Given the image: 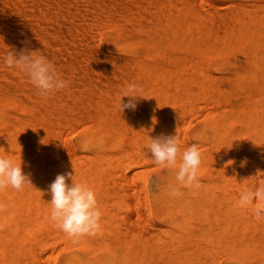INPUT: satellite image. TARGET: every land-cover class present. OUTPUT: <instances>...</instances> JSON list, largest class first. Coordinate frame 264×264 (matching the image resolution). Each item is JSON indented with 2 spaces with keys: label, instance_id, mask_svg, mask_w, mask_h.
Masks as SVG:
<instances>
[{
  "label": "bare ground",
  "instance_id": "bare-ground-1",
  "mask_svg": "<svg viewBox=\"0 0 264 264\" xmlns=\"http://www.w3.org/2000/svg\"><path fill=\"white\" fill-rule=\"evenodd\" d=\"M195 1L0 0V154L22 162L31 181L20 191H0V264H35L37 249L47 243L44 236L57 234L66 242L76 238L81 250L66 252L60 264H217L219 251L225 264H264V218L237 207L239 193L256 183L249 167L264 166V0H201L208 7ZM100 27L115 35L112 53L91 43ZM22 49L45 56L68 87L46 98L25 72L5 67L7 52ZM218 55L232 75L209 71L206 63ZM223 65L218 62L216 68ZM129 83L142 86L149 98L139 99L135 111L121 112V89ZM214 97L222 99L223 112L194 134L210 144L201 146L204 179L199 173V187H181L183 194L175 197L168 189L169 182L179 186L175 171H162L156 193L139 212L153 231L131 232L136 222L120 210L129 208L123 199L129 187L113 186V179H125L133 149L151 158L146 148L151 138L175 134L170 119L186 113L187 102L204 104ZM128 100L123 97L122 103ZM194 106L188 110L198 112ZM178 107L185 109L178 114L173 111ZM84 121L88 130L77 145L62 141V127ZM182 137L181 150L188 146ZM123 141L132 149L122 147ZM68 150L82 153L62 156ZM114 160L118 164L110 171L124 168L122 175L114 172L116 177L105 170ZM212 162L223 167L220 173ZM68 172L96 194L102 216L95 234L70 237L50 221L49 185ZM113 194H119L117 201L110 202ZM191 218L198 221L195 228ZM122 223L129 225L122 228Z\"/></svg>",
  "mask_w": 264,
  "mask_h": 264
},
{
  "label": "clouds",
  "instance_id": "clouds-1",
  "mask_svg": "<svg viewBox=\"0 0 264 264\" xmlns=\"http://www.w3.org/2000/svg\"><path fill=\"white\" fill-rule=\"evenodd\" d=\"M4 66L15 67L25 72L31 83L46 98L68 87V82L60 77L54 65L45 56L39 55L38 51L28 49L19 52L8 51L4 56ZM123 97H129L127 103H122ZM147 98L149 97L142 86L129 83L121 89V101L117 107L121 112L125 109L135 111L138 100ZM153 120L155 122V118ZM146 148L154 164L175 171V180L179 186L169 182L168 189L172 196H181L183 194L181 187L189 189L199 187L201 150L196 144L181 150L178 126L174 135L151 138ZM69 178L71 184L67 183ZM29 183L31 181L22 170V162L15 163L9 157L0 154V191L8 187L20 191ZM48 192L51 194L49 218L57 228L70 237L95 234L99 230L102 213L94 190L86 182L77 181L72 172L66 175L58 174L49 185ZM237 207L250 210L257 220L264 218V182L241 191Z\"/></svg>",
  "mask_w": 264,
  "mask_h": 264
},
{
  "label": "rangeland",
  "instance_id": "rangeland-1",
  "mask_svg": "<svg viewBox=\"0 0 264 264\" xmlns=\"http://www.w3.org/2000/svg\"><path fill=\"white\" fill-rule=\"evenodd\" d=\"M195 2H197L196 3V5H198L199 7H202V6H204V7H208V4L206 3V2H204V1H201V0H196ZM181 7V6H180ZM102 29V30H101ZM96 30H98V28L96 29ZM101 34H100V33ZM95 34H97V35H95L96 37H97V40L95 39V36H94V38H93V41L91 42V43H94L93 45H95V46H98L103 52H105V53H112V48H113V46L114 45H112V44H110V42H111V39L112 38H114V34H113V32L109 29V28H104V27H100L99 28V30L97 31V33H95ZM104 38V39H103ZM110 40V41H109ZM104 41H107V42H104ZM97 42V43H96ZM90 43V44H91ZM89 44V45H90ZM110 48V49H109ZM222 57V58H221ZM223 61V66L221 67L223 70H221V69H217L216 67V64L218 63V62H222ZM220 64V63H219ZM207 65H209L208 66V68H210L211 70H209V71H211V73L212 74H214V75H216V76H221V75H232V73L230 72V71H227L228 69H226L225 68V66H226V63H225V57H223L222 55H218V56H215V58H212L211 60H210V62H208V63H206V66ZM215 68L217 69V70H215ZM225 68V69H224ZM219 70H221V71H219ZM224 73V74H223ZM221 74V75H220ZM216 98H218V99H216ZM212 99H214L213 101H211L210 99H206L205 101H203V103L204 104H202L201 102L200 103H198V102H196V103H194V105H192L191 103H186V107L185 108H189V106H194V108H195V110L197 109L198 110V112L197 111H192L193 109L192 108H190V110H188V108L186 109L187 111H186V113H184L183 115H178L179 113H181L180 111H182V110H184V109H182L181 110V107H178L177 109H174L173 111H175V112H178V116L181 118V119H177V118H179V117H177V116H175V117H171V121H173L175 124H174V131L176 132V125H178V128H180L181 129V131H182V133L181 134H183V135H179L180 136V140L182 141L183 139V137L182 136H184V138H186L187 139V144H188V146H190V145H192V144H200V146H198V147H200L199 149L200 150H202L203 148H201V146H206V145H204V144H209V142L208 141H203V140H201V139H198V138H196V137H194V134H195V132L197 131V129L198 128H196V127H199L200 125H202L203 124V122L204 123H206L207 121H209L208 119H215L216 117H218V115L220 114V113H222L223 111L222 110H224V109H221V107H224V104H223V102H222V99H220L219 97H214V98H212ZM197 101V100H196ZM198 101H200V100H198ZM208 101H210L209 103H210V105H209V103H206V102H208ZM215 101H220V102H216L215 103ZM244 101H245V99L244 98H241V99H239V102H242V103H244ZM193 102V101H192ZM212 102H213V104H212ZM222 102V103H221ZM218 103V104H217ZM202 104V105H201ZM220 104H223L221 107H220ZM204 105V106H203ZM217 105V106H216ZM199 106V107H198ZM213 107H216V108H214L213 109ZM199 108V109H198ZM207 108V109H206ZM216 109H219V110H216ZM207 110H209V112L207 113L206 111ZM210 110H213L212 112L210 111ZM189 111H192V112H189ZM219 112V113H217V112ZM206 112V113H205ZM190 113H193V115H196L197 116V114L198 115H204V116H200V117H196L195 118V120L194 119H192L191 120V116H193V115H190ZM205 113V114H204ZM212 113V114H211ZM208 114V115H207ZM206 115H207V117H206ZM193 118V117H192ZM180 120V121H179ZM191 120V121H190ZM184 123V124H182V123ZM85 123V124H84ZM87 122H78V123H76V124H74L72 127L71 126H66V128H64V127H62V133H61V139H62V141L63 142H69L68 144L69 145H71V144H74V145H77V143H78V141H79V139H81V137L83 136V135H85V133L87 132V130H88V127H87V124H86ZM82 124H84V126L85 127H81L80 128V126ZM182 124V125H181ZM240 122H234L233 123V127L234 128H239L240 127ZM74 127V129H72ZM77 127H79V128H77ZM183 127V128H182ZM67 128H69L68 130H67ZM77 128V129H76ZM67 130V131H64V130ZM170 129H173V126H172V124H171V126H170ZM180 129H178V132H181L180 131ZM70 130H75V131H73V132H71ZM63 131L64 132H68V131H70V133H64L63 134ZM170 132H171V130H170ZM175 132H172V133H175ZM68 135V136H67ZM78 138V139H77ZM196 139H198V140H196ZM181 143H183V142H181ZM182 145H185V144H182ZM186 146V145H185ZM187 146V147H188ZM122 147H124L125 149H128V150H131L132 149V147H130V145H128L127 143H126V141H123L122 142ZM209 148H210V144H209V146H208ZM204 149H206V147L204 148ZM135 151H137V150H135V149H133V151H132V157L131 158H133V160H134V157L135 158H137V157H139V156H141L140 157V159L139 160H137L136 162H134L131 158H130V164L129 165H131L130 167L127 165V167H125V168H127V169H125L124 170V168H119V165H118V167H114V166H111V169H114V170H112V171H110L109 169L110 168H108V167H110V165H112V163L114 164V165H117L118 163L116 162V160H114V161H112V162H110L109 163V165L107 166V167H105V170L107 171V174H109V175H111V174H113L112 176L114 177H116V175H114V172L115 173H118L119 171H121L122 169L125 171V174H126V176L124 175V177H125V179H122V177L121 178H119V177H116V178H114L113 180H114V182H115V180L117 181V183L116 184H112V178H110V181H112L111 182V184L113 185V186H115V185H120V183H125V184H127L126 186H128L129 188H126V187H124L125 185H123V187H124V191H125V189H128L129 191H128V193H129V195H125V194H123V193H121V196H123V195H125L124 196V200L125 201H128L127 203H128V205H129V208H127L128 206H125L126 207V209H125V207H123V208H121L120 207V210H122V212H125V211H127V213H129L130 212V215H132V216H129L128 215V218L129 217H131V219H132V221H135L136 222V225H134V224H132L131 226H129L130 227V231L132 232H134V231H137V230H133V228L134 229H138V230H142V228H143V230L142 231H140V232H142L144 235H146L145 234V232L144 231H146V230H149V232H152L153 231V229H152V227L151 226H149L147 223H145V221H144V216L146 215V214H143V216L139 213V212H142V209L144 210L145 208H146V204H148L149 202H150V199L152 198V195H154L155 193H156V191H157V189H158V178H159V174L162 172V171H164L165 169H167V167L166 166H162V165H156V164H154L153 163V161H152V159L151 158H148L147 156H144L143 154H141V155H136V154H140V152H136L135 153ZM64 153H63V155L62 156H66L67 158L68 157H73V155H75L76 153H78V154H80V153H82L80 150L79 151H63ZM75 152V153H74ZM116 151H113L112 153H113V155H115V157H117L116 155H118L117 153H115ZM115 153V154H114ZM85 154H88L87 152H85ZM145 157H147V158H145ZM143 158V159H142ZM129 160V159H128ZM128 160L126 161V162H128ZM253 161H254V159H252ZM246 161V160H245ZM129 163V162H128ZM128 163H126V164H128ZM211 167H214L215 168V171H218V173H220L219 172V169H220V171H222L221 169H223V167L222 166H220V165H214V162H212L211 164ZM259 167V168H258ZM264 166H259L258 164H252V166L251 167H249V172H250V174H252L253 176V178H256V179H254L253 181H255L256 183L254 184V185H257L258 183H260V182H263L262 180L264 179V172H260V171H263V168ZM252 169V171H253V173H252V171H251V169ZM119 171H118V170ZM259 169V170H258ZM118 172H117V171ZM240 170H241V168H240ZM258 170V171H257ZM124 171H121V175L123 174L122 172H124ZM139 171V172H138ZM142 171V172H141ZM110 172H111V174H110ZM136 172V173H135ZM142 174H141V173ZM135 173V174H134ZM200 174H199V176L202 178V179H204V172H199ZM259 173V174H258ZM139 174H140V177L142 178H140L139 177ZM204 174V175H203ZM258 174V175H257ZM134 175H136V176H134ZM117 176H120V175H117ZM111 177V176H110ZM119 178V179H118ZM139 178V179H138ZM216 179H217V177L215 176V175H212L211 177H210V179H209V182L211 183V184H214L215 183V181H216ZM260 179H261V181H260ZM119 180V181H118ZM145 180V181H144ZM207 180V179H206ZM214 180V181H213ZM253 181H251V182H253ZM144 184V185H143ZM141 185H143V187L144 188H142L143 190H141ZM215 188H213V190H214ZM115 190H117V189H115ZM127 191V190H126ZM124 193H126V192H124ZM131 193H133V194H135L134 196L136 197V199H138V201L137 200H135L132 196H131ZM146 194V197H145V194ZM117 195H119V194H113V196L114 197H112L111 198V201L110 202H112V200H116L117 199ZM138 195L142 198V199H146V201H144L143 202V200H141V202L139 203V201H140V199L141 198H139L138 197ZM141 195H143V196H141ZM122 198V197H121ZM120 199V196H118V200ZM117 201V200H116ZM137 201V202H136ZM144 204V206H143V204ZM112 204V203H111ZM144 207V208H142V207ZM112 209L114 210V209H117V207H114V208H111V212L112 213H114V211H112ZM120 210H119V212H118V214L117 215H121V212H120ZM124 210V211H123ZM144 212V211H143ZM126 213V214H127ZM146 213V212H145ZM153 214H152V217H153V222L155 223V224H158V219L156 218V214H154V212H152ZM123 215H121V217H122ZM126 217V216H125ZM120 217H118V219H119ZM129 221V220H128ZM128 221H126V222H128ZM121 222H124V221H121ZM121 222H119V221H117V223H120L121 224ZM189 222H190V226H191V228H195L196 226H197V224H198V221H197V219L196 218H191L190 220H189ZM195 222V223H194ZM129 224H130V222H128ZM127 223V224H128ZM131 223H133V222H131ZM137 223H140L142 226H139V224H137ZM127 224L126 223H122V228L123 227H128L127 226ZM128 224V225H129ZM138 227H140V228H138ZM149 227H151L150 229H149ZM125 229H127V228H124V230ZM147 234H148V232H146ZM46 239H47V243L45 244V246L42 248V249H37L39 252L41 251V254H40V257L38 258V260L35 262V264H60V261H61V259H62V257H63V255L66 253V252H68V251H70V250H74V251H81V250H79V246H75L76 244H75V242L73 241L74 239H76V238H72V239H70V240H72V242L70 241V240H68V241H70L69 242V244L70 245H68L67 244V242H66V240L65 239H63V238H61L60 237V235H51V236H44ZM38 240H39V242L41 243V240H42V237L41 238H38ZM29 244H31V242H29ZM36 244H37V240H35L33 243H32V245H33V247L34 246H36ZM68 246H71V247H68ZM97 253H101V251L100 252H97ZM218 254V256L216 255V258H218V259H216L215 260V262L216 261H218L219 259V261H218V263L217 264H225L226 263V258L223 256V253L222 252H218L217 253Z\"/></svg>",
  "mask_w": 264,
  "mask_h": 264
}]
</instances>
